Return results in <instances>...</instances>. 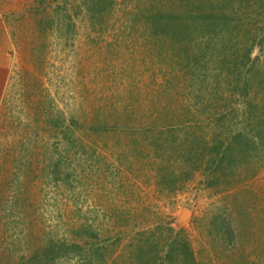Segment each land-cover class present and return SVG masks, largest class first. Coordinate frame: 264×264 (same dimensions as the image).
Masks as SVG:
<instances>
[{
	"label": "rangeland",
	"instance_id": "1",
	"mask_svg": "<svg viewBox=\"0 0 264 264\" xmlns=\"http://www.w3.org/2000/svg\"><path fill=\"white\" fill-rule=\"evenodd\" d=\"M0 35V264L49 238L103 245L91 264H264V97L261 127L218 110L264 95L263 0H0ZM221 130L250 147L227 174Z\"/></svg>",
	"mask_w": 264,
	"mask_h": 264
},
{
	"label": "trees",
	"instance_id": "2",
	"mask_svg": "<svg viewBox=\"0 0 264 264\" xmlns=\"http://www.w3.org/2000/svg\"><path fill=\"white\" fill-rule=\"evenodd\" d=\"M146 18H149L152 20H164V19H168V15L163 14V13H152ZM224 25H228V24L225 23ZM256 43L257 42L255 41V44ZM253 46L252 44L248 46V52L246 53V56H245L247 59H249L248 55L250 51L252 50ZM247 61H250V59ZM245 78H247V82H250V81L257 82V79H255V76L245 77ZM231 81L232 80H229V82ZM230 94L238 95L239 98H242L244 101L243 106L240 107L239 109L237 105H232L230 102L225 107L219 106L218 110L223 112L220 117L224 120L225 118H227L231 122H234V123L236 120H238V122H246L245 126L249 125L253 127L255 125V127H261V122L259 121V118H257L259 115H261L260 114L261 109H259L258 107L256 108L254 104L255 103L257 104L258 99L264 97V95L258 94V91L249 84L247 86H244L243 88L239 87V89L237 88V84L233 85V87L230 90ZM244 106H246V108L242 110ZM236 117H239V118L236 119ZM218 121H222V120L219 118ZM102 128L104 129V127ZM227 128L228 127H226L225 130H227ZM225 130L219 131L218 133L219 138L218 136H216L212 149L211 148L209 149L211 154H210V158L208 159V162H209L208 165L212 167V172H215V173L219 172V174L230 173L231 170L236 166L237 162L240 159H245L248 157L249 149H250L248 143L246 144V147H249V148L244 149V151L234 146L235 143L241 145V142L244 144L245 141H247V138H245L242 135V133L241 134L237 133L234 135V133L232 132V135L230 138L228 136L222 137L226 133ZM190 159H191V162L197 163L196 159L195 160L192 158ZM211 184H213V182H211ZM88 234L93 239L98 238V235L95 233H91V235L90 233ZM105 241H108V239ZM175 242H176L175 240H172L171 241L172 245H174ZM142 245H143V242L137 245V249L141 250ZM179 247H180L179 250L182 255H189L190 257H192V253L189 249L187 242L179 241ZM100 248H103V245L97 246L96 248L87 252L85 248L79 243H68L65 241L58 240L56 238L55 239L49 238L46 240L44 246H41L40 248H38V251L37 249H35L36 252H33L29 257H27L25 264H56L58 260L64 258L65 256H70V255L79 257L83 264H91L92 262L94 263V261H98L103 257L102 252H101V255H98ZM173 250L174 249H170L171 252H169L168 250L167 255L170 256V253H172ZM137 263L138 264H156L154 260L151 261V263L149 261L141 262L137 260Z\"/></svg>",
	"mask_w": 264,
	"mask_h": 264
},
{
	"label": "crops",
	"instance_id": "3",
	"mask_svg": "<svg viewBox=\"0 0 264 264\" xmlns=\"http://www.w3.org/2000/svg\"><path fill=\"white\" fill-rule=\"evenodd\" d=\"M0 36H1V38L3 37L2 35H0ZM1 56H3V54H2ZM1 56H0V63H2V64L4 65V64H5V62H4L5 59L2 58ZM1 66H2V65H0V67H1ZM1 79H2V77H0V80H1Z\"/></svg>",
	"mask_w": 264,
	"mask_h": 264
}]
</instances>
